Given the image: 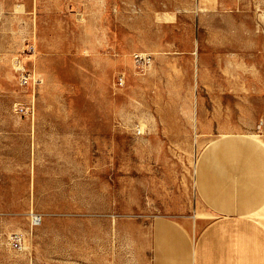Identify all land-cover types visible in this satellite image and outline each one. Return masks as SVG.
I'll use <instances>...</instances> for the list:
<instances>
[{
  "label": "rangeland",
  "instance_id": "374dc122",
  "mask_svg": "<svg viewBox=\"0 0 264 264\" xmlns=\"http://www.w3.org/2000/svg\"><path fill=\"white\" fill-rule=\"evenodd\" d=\"M257 166L264 0H0V264H264Z\"/></svg>",
  "mask_w": 264,
  "mask_h": 264
},
{
  "label": "crops",
  "instance_id": "0c3cea01",
  "mask_svg": "<svg viewBox=\"0 0 264 264\" xmlns=\"http://www.w3.org/2000/svg\"><path fill=\"white\" fill-rule=\"evenodd\" d=\"M250 153L245 156V160H250ZM257 169V170H256ZM256 169L244 170V179L247 181V187L244 191L237 196L227 195L222 193L221 206L224 210L227 208L228 219L235 221L234 228L240 233L250 227L249 224L241 218L257 211L264 205V171L258 166ZM256 213H264V206ZM235 247L239 251V257L237 264H262L261 251L256 250V246L251 249V245L247 241L246 237H240Z\"/></svg>",
  "mask_w": 264,
  "mask_h": 264
},
{
  "label": "built area",
  "instance_id": "2783aa9c",
  "mask_svg": "<svg viewBox=\"0 0 264 264\" xmlns=\"http://www.w3.org/2000/svg\"><path fill=\"white\" fill-rule=\"evenodd\" d=\"M134 58L136 59V61H140V60H144L145 59V56L143 55H140V54H135L134 55ZM22 72V82L23 83H26L27 80L30 78L29 77V74L27 73L26 75H24L23 72H25L24 70L21 71ZM119 81L120 78H119ZM33 107H34V100L33 98L31 97V99L28 101V104H24V103H21L20 105H18V108L31 114L33 113ZM34 222L37 223L38 221H40V217L38 216H34ZM11 242L14 246L16 247H20L21 243H22V234L20 233H14V235H12L11 237Z\"/></svg>",
  "mask_w": 264,
  "mask_h": 264
},
{
  "label": "bare ground",
  "instance_id": "6f19581e",
  "mask_svg": "<svg viewBox=\"0 0 264 264\" xmlns=\"http://www.w3.org/2000/svg\"><path fill=\"white\" fill-rule=\"evenodd\" d=\"M32 220L34 221L35 219H34V216H32Z\"/></svg>",
  "mask_w": 264,
  "mask_h": 264
}]
</instances>
